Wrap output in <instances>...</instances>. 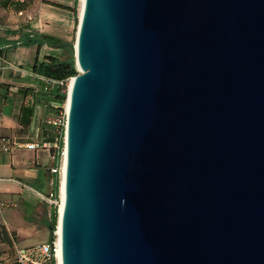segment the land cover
Returning <instances> with one entry per match:
<instances>
[{
  "label": "water",
  "instance_id": "95a60500",
  "mask_svg": "<svg viewBox=\"0 0 264 264\" xmlns=\"http://www.w3.org/2000/svg\"><path fill=\"white\" fill-rule=\"evenodd\" d=\"M55 47L62 264H264V0H85Z\"/></svg>",
  "mask_w": 264,
  "mask_h": 264
},
{
  "label": "crops",
  "instance_id": "0c3cea01",
  "mask_svg": "<svg viewBox=\"0 0 264 264\" xmlns=\"http://www.w3.org/2000/svg\"><path fill=\"white\" fill-rule=\"evenodd\" d=\"M58 1L59 6L49 7L68 11L60 6H72L73 3V0ZM23 14L24 11L0 6V56L6 57L7 51L15 48L14 43L25 35L41 33L38 29H30L29 24L25 28L23 18L21 24L12 26L11 22L19 21V15ZM64 15L66 16L65 13ZM3 71H8L9 76H0V135L12 137L23 144L46 142L48 146L29 149L22 145L13 152L0 153V203L6 204L0 206V227L18 246L20 241L31 235H46V242H49L52 231L49 223L50 207L43 196L51 189L53 136L46 132L48 128L44 123L41 126L40 122H37L40 117L35 108L26 103L27 97L33 95L36 105L38 104L37 97L44 92L43 83L36 77L38 73L33 69L25 73L16 69ZM15 74L19 77L13 81ZM12 97L16 99L15 103L12 102ZM10 108L11 112L8 111ZM28 109L34 111L29 123L26 122L24 113Z\"/></svg>",
  "mask_w": 264,
  "mask_h": 264
},
{
  "label": "rangeland",
  "instance_id": "374dc122",
  "mask_svg": "<svg viewBox=\"0 0 264 264\" xmlns=\"http://www.w3.org/2000/svg\"><path fill=\"white\" fill-rule=\"evenodd\" d=\"M58 2V0H34L31 6L24 11V14L21 16L19 15L20 20L18 19L19 21L16 20V22H11V24H13L12 26L21 24V20L23 18L24 21H22V23L25 28H27L26 25L29 24V28L32 30L38 29L39 31H41V34L57 37L64 40V42L75 45L80 26L81 0H73L71 6V8L73 9L72 11H63L62 8L59 7H56L54 9L49 7L51 5L59 6ZM64 13L66 14V16L64 15ZM60 52V48L49 46L48 44H43L41 46L38 43L19 45L13 49L8 50L6 53V57L0 56V76H9L8 71H3V69H1L3 67H5L6 69H16L19 70L20 73H25L26 71L32 70L34 64L45 61L48 55H60ZM72 54L74 57H76L74 51L72 52ZM75 68L76 70H78L76 65ZM13 77V81H16V77H19V75L15 74V76ZM37 98V102L40 105L39 106L37 104L38 108L36 109L38 112V116L40 117L39 121L37 122H40V125L42 126L45 116L49 113H52L53 109L51 103L46 101L43 95L39 94ZM11 99L13 103L16 102V99H14L13 97ZM9 103L11 104V102ZM11 110L12 108H10V110L8 111L11 112ZM3 113L5 112L3 111ZM1 231L2 229L0 227V257L4 258V260H9V256L13 252L9 251V245L7 244L8 241L3 239V237L1 236ZM49 238H51L50 235ZM46 241H48V236L46 235H31L30 237L20 241L19 243L20 246L26 247L42 244Z\"/></svg>",
  "mask_w": 264,
  "mask_h": 264
},
{
  "label": "built area",
  "instance_id": "2783aa9c",
  "mask_svg": "<svg viewBox=\"0 0 264 264\" xmlns=\"http://www.w3.org/2000/svg\"><path fill=\"white\" fill-rule=\"evenodd\" d=\"M1 69L6 68L3 67ZM36 77L43 83L42 88L44 92L52 93L56 89H59L69 95V85L73 77L69 78L67 81L56 80L41 74H37ZM26 103L27 105L34 107L35 110L38 108L33 95H29L27 97ZM54 107L56 110H53L52 113H49L44 118V125L51 131V134L54 138L52 145L54 148V154L53 164L50 168L51 189L47 195L43 196V199L48 202L50 207V216L53 211L57 212L59 221L60 207L62 203V184L65 177L69 109L67 107V103H65L61 108L52 104V108ZM22 145L29 149L48 146L46 142L23 144L12 137L0 135V153L13 152ZM4 205L6 204L0 203V206ZM59 229L60 226L57 222V225L53 230L51 240L42 244L21 247L18 246L15 240H12L13 257L15 261H17L19 264H59V246L61 245V231H59Z\"/></svg>",
  "mask_w": 264,
  "mask_h": 264
},
{
  "label": "trees",
  "instance_id": "16d2710c",
  "mask_svg": "<svg viewBox=\"0 0 264 264\" xmlns=\"http://www.w3.org/2000/svg\"><path fill=\"white\" fill-rule=\"evenodd\" d=\"M33 2L34 0H0V6L11 7L16 11H25L31 6ZM60 7H64L69 11L73 10L71 6H60ZM60 42H64V40L46 34L35 33V34H27L21 40H17L14 43V47H17L19 45H29V44H37V43L40 46L43 44H48L49 46H55ZM60 51H61L60 55L50 54L46 57L45 61L34 64L33 70L38 74L60 81H67L69 78L74 77L76 75V68H75L76 64H75V57L72 54L73 52L72 48L62 47L60 48ZM42 94L44 95V99L50 102L51 105L54 104L60 108L65 104L67 100L66 99L67 93L62 92L59 89H56L52 93L43 92ZM52 109L56 110L55 107ZM24 113L26 114L25 116L26 122L29 123V120L31 119L34 111L33 109H28L25 110ZM46 132L48 134L49 133L51 134V131L49 129ZM52 141H54V138L52 139ZM57 222H58L57 212L53 211L49 219V223L53 227L51 231V238H52L53 230L57 225ZM1 236L3 237L4 240L8 241L7 244L9 245V251L13 252L11 237L7 234V232H5L4 229L1 231ZM9 257H10L9 260H4V258L0 257V264H19L17 261H15L13 257V253Z\"/></svg>",
  "mask_w": 264,
  "mask_h": 264
},
{
  "label": "bare ground",
  "instance_id": "6f19581e",
  "mask_svg": "<svg viewBox=\"0 0 264 264\" xmlns=\"http://www.w3.org/2000/svg\"><path fill=\"white\" fill-rule=\"evenodd\" d=\"M84 4H85V0H81V6H80V23H81V20H82ZM73 83H74V78L71 80V83L69 85V88H70V90H69V96L71 95V92H72ZM66 103H67V107L69 108V105H70V97H69V99L67 100ZM65 167H66V164H65ZM61 197H62V203H61V207H60V215L63 213V210H64V202H65V177H64V180H63V184H62ZM59 231H61V228L59 229ZM59 258H60V261H59L60 263L59 264H62V250H61V245L59 246Z\"/></svg>",
  "mask_w": 264,
  "mask_h": 264
}]
</instances>
